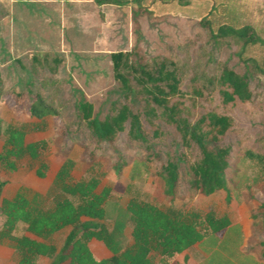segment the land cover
<instances>
[{
	"label": "rangeland",
	"instance_id": "rangeland-1",
	"mask_svg": "<svg viewBox=\"0 0 264 264\" xmlns=\"http://www.w3.org/2000/svg\"><path fill=\"white\" fill-rule=\"evenodd\" d=\"M138 5L137 0H125L122 5L104 3L98 8L90 0H0V74L4 98L0 102V117L3 123L29 119L26 82L31 78L38 84L46 78L48 86L42 88V93L49 92L54 102L65 104L66 114L72 113L74 101L83 97L102 118L110 103L120 97L111 52L133 51L144 61L150 57H169L182 65V74L178 71L180 88L185 92V102L192 105L193 120L210 108L233 119V125L220 140V145L229 149L226 190L199 194L187 186L186 174H181L173 197L164 195V184L156 170L167 153L182 156L188 162L198 152L195 146L188 150L180 144L173 126L156 121L161 125V134L154 139L156 144L150 156L153 161H144L146 170L144 165L139 166L138 176L129 181L133 159H143L148 151L141 144H131L122 132L114 146L127 164L115 173L110 167L118 158L113 145L97 144L87 133L79 134L77 142H72L65 133L68 115L65 114V119L49 118L46 130L30 132L26 137V141L48 140L49 147L44 152L49 164L46 176L36 174L35 161L20 159L15 171L0 170V178L9 181L6 194L12 196L19 187H28L45 195L57 169L56 156L70 155L75 159L73 179L86 176L85 169L93 159H98L102 168L107 169V183L120 182L111 192L113 200L125 203L130 193L138 190L147 199L154 198L165 205L184 203L203 212H226L232 223L236 222V227H226L202 242L207 252L210 248L208 258L202 260V254L195 252L197 249L188 250L197 264H264V0H142L143 10L137 15L135 26L132 14ZM206 23L213 30L223 23L235 28L247 25L259 41L243 46L242 40L228 37L214 42ZM34 56L38 62L32 61ZM54 57L61 58L56 66ZM222 64L239 75H248L252 93L249 101L235 98L224 103L216 88L195 94L193 87L200 86L201 79L191 81V77L217 75ZM16 93L22 96L18 99ZM143 126L151 137V127ZM246 151L262 155V160L249 157ZM128 182L132 185L129 194L122 189ZM44 204L49 206L50 199ZM2 222L0 216V229ZM240 224L245 238L240 233ZM68 230L67 227L53 236L57 247ZM16 232H24L23 227L18 226ZM94 252L97 257L103 256L98 247ZM16 262L14 250L6 240H0V264ZM48 263L46 258L36 260V264Z\"/></svg>",
	"mask_w": 264,
	"mask_h": 264
},
{
	"label": "trees",
	"instance_id": "trees-1",
	"mask_svg": "<svg viewBox=\"0 0 264 264\" xmlns=\"http://www.w3.org/2000/svg\"><path fill=\"white\" fill-rule=\"evenodd\" d=\"M141 1L137 0L139 7L132 14L135 26L137 15L143 10ZM95 2L122 5L125 0ZM206 25L209 27L208 23ZM208 30L214 42L228 37L242 40L243 46L259 41L247 25L235 28L223 23L216 30L211 27ZM135 55L125 50L110 53L120 97L110 103L102 118L83 97L74 101V110L67 115L65 104L54 102L49 92L42 93V88L48 86L47 79L37 84L30 78L25 87L29 119L3 123L0 117V170L15 171L17 161L29 158L37 163L36 174L45 177L49 164L44 152L49 142L46 138L26 141V137L30 132L46 130L49 118L65 119L66 114L65 133L72 142H77L79 134L87 133L97 144L113 145L118 158L110 167L115 173L127 164L114 146L122 132L131 144H141L148 151L143 159H133L130 181L138 176L139 166L144 165L146 170L144 161H153L151 150L156 144L154 139L161 134V125L156 122L160 120L175 128L181 145L188 150L195 146L198 151L188 162L182 156L167 153L156 170L164 184V195L173 197L181 174H186L187 186L199 194L226 190L229 149L221 146L220 140L233 125L232 117L210 108L193 120L192 105L185 102V92L180 88L178 71L182 74V65L169 57H150L144 61ZM32 61L38 62L35 56ZM53 61L56 66L61 58L54 57ZM219 68L217 75L191 77V81L201 79L200 86L193 87L195 94L216 88L224 103L235 98L249 101L252 93L248 88V75H239L225 64ZM16 96L19 99L22 93ZM3 100L0 74V102ZM144 124L151 127V137L146 135ZM245 154L262 160V155L252 151ZM54 162L57 169L45 195L19 187L12 196H7L9 181L0 178V216H3L0 240H6L14 250L16 264H36L39 258L48 259V264H166L175 254L209 234H219L232 222L226 212H203L184 203L165 205L154 198L147 199L138 190L130 193L129 182L122 187L124 192L130 193L129 199L120 203L113 200L111 194L120 182L107 183L108 172L102 168L101 160L93 159L85 169L86 176L78 179L72 178L73 157L56 156ZM183 162L186 164L181 169ZM46 199H50L49 206L44 204ZM18 226H22L24 232L17 233ZM67 227L69 230L57 247L53 236ZM91 239L101 242L111 256L95 258L89 247Z\"/></svg>",
	"mask_w": 264,
	"mask_h": 264
},
{
	"label": "crops",
	"instance_id": "crops-1",
	"mask_svg": "<svg viewBox=\"0 0 264 264\" xmlns=\"http://www.w3.org/2000/svg\"><path fill=\"white\" fill-rule=\"evenodd\" d=\"M24 1H27V0H24ZM63 2H66V1H63ZM90 2H91L92 5H95L97 8H98V6H100V4H97L95 2V0H90ZM25 4H27V3H25ZM234 224H236V222L235 223H232L231 222V224L227 227V229L234 228V226H235ZM238 226H240L239 227V230H240L241 235L245 238L246 237V234L244 233V235H243L242 234V231H241L244 228V227H242L243 225L241 226V224H240ZM209 235H213V234H209ZM209 235H207V236H209ZM206 237L203 238L201 241L196 242L195 244L189 246L188 248H186L185 250H183L181 253L175 254L172 258H170V259H168L166 261V264H197V262H195V260H194L195 256L192 253L188 252V250H190V251L193 250L194 251V250L197 249L195 252H198L197 255L202 254V260L204 258H208V253L210 252V248L208 247V251L209 252H207V248L201 245L202 242L206 239ZM89 247H90V250H91L92 254L97 259L107 258V257H110L111 256V252L101 242H99L96 239H91L90 240ZM96 247H98L100 249V251L102 252L103 256H101V257H97L96 256V254L94 252V248H96ZM199 248H201V250H200L201 252L199 251ZM258 260L260 262H263L259 258H258ZM202 263H203V261H202Z\"/></svg>",
	"mask_w": 264,
	"mask_h": 264
}]
</instances>
